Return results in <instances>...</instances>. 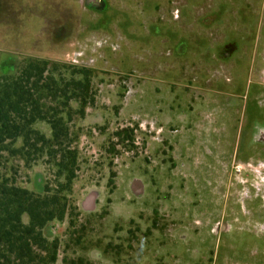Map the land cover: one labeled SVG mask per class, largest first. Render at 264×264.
<instances>
[{
    "label": "rangeland",
    "instance_id": "obj_1",
    "mask_svg": "<svg viewBox=\"0 0 264 264\" xmlns=\"http://www.w3.org/2000/svg\"><path fill=\"white\" fill-rule=\"evenodd\" d=\"M263 22L264 0H0V77L27 57L93 70L69 124L70 209L43 231L55 264H264V139L240 146L236 130L239 78L264 85ZM208 107L229 108L230 129ZM3 155L19 187L62 180L45 157Z\"/></svg>",
    "mask_w": 264,
    "mask_h": 264
},
{
    "label": "trees",
    "instance_id": "obj_2",
    "mask_svg": "<svg viewBox=\"0 0 264 264\" xmlns=\"http://www.w3.org/2000/svg\"><path fill=\"white\" fill-rule=\"evenodd\" d=\"M59 66L69 73L68 79L57 73ZM92 76L89 68L27 57L15 75L0 77V159L6 153L31 166L45 157L56 168V177H62L54 188L45 185L39 194L0 175V264L56 263L58 240L50 241L43 230L62 221L70 209L65 194L76 178L77 151L71 146L69 124L74 116L84 118L93 103ZM72 102L77 109L71 107ZM37 122L49 126L50 137L33 127ZM19 139L21 145L15 147ZM62 262L89 264L82 258Z\"/></svg>",
    "mask_w": 264,
    "mask_h": 264
},
{
    "label": "crops",
    "instance_id": "obj_3",
    "mask_svg": "<svg viewBox=\"0 0 264 264\" xmlns=\"http://www.w3.org/2000/svg\"><path fill=\"white\" fill-rule=\"evenodd\" d=\"M241 1V0H238ZM255 18V17H254ZM258 35H260V41L264 40V22L263 24H261L259 26L258 29ZM262 47L259 49L260 51ZM215 59H209V61H207V64H215L216 65H220V64H224L225 61H229V57L227 58H220L218 61H216ZM251 77L252 72L250 70V74L247 75V72L245 71V73L242 74V78H239V81H242V85H241V91L239 89V91L242 93L240 95V98L243 99L241 105L238 107L237 113L239 114V116L237 117V122H236V130H237V145H246L248 144V141H252L254 137H258V134H260L259 136V140L262 141V139H264V85L262 84H257V83H253V84H246L247 79L249 76ZM239 92V93H240ZM208 95H213V93H210ZM218 97H222L221 95H217ZM208 109L211 110V114H216L220 117V121H222V123L220 122V124L222 125V129H224V121L225 119L227 120L226 123V130L230 129L229 126L227 124H230V111L228 110L229 108L224 109L223 107H217V110H214V108H210L208 107ZM233 113H235V111L233 110ZM228 116V117H227ZM217 117V118H219ZM217 123H219V121H217ZM191 124V123H190ZM221 138H224V134H221ZM227 141L229 139V136H225ZM223 141V140H222ZM45 229V228H44ZM44 231V230H43Z\"/></svg>",
    "mask_w": 264,
    "mask_h": 264
}]
</instances>
